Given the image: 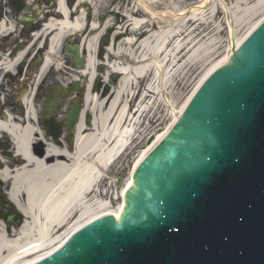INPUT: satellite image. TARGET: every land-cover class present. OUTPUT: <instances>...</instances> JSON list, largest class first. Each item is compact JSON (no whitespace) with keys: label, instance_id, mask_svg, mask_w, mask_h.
Returning a JSON list of instances; mask_svg holds the SVG:
<instances>
[{"label":"bare ground","instance_id":"1","mask_svg":"<svg viewBox=\"0 0 264 264\" xmlns=\"http://www.w3.org/2000/svg\"><path fill=\"white\" fill-rule=\"evenodd\" d=\"M67 3L65 0H57L55 9H52V6L44 7L40 15L32 19V22L44 19V23L33 37L35 45L37 43L39 50L45 52V58L33 78V84L40 83L48 71H62L64 66L60 62V52L63 41L65 38H70L71 42L75 38L79 39L80 56L84 60L83 68H67V77L62 83L85 81L80 119L74 126L73 140L69 145L62 138L54 140L41 132L37 125L38 114L32 100V90L28 92V89H25L19 97L21 101H17V106L21 111L15 113L10 110L2 113L0 110V182L9 185L8 195L5 201L1 198L0 204L7 206V210L13 206L23 216V221L18 226H9L0 218V264H36L57 252L73 234L88 224L108 216L121 220L130 186H135L134 174L138 167L155 145L163 141L180 121L187 104L203 82L218 70L220 65L232 60L244 41L264 22V0H239L236 3L235 21L241 23L243 19L252 20L250 18L254 17L252 24L241 37L234 36V29L229 25V51L206 69L196 90L184 106L179 112L172 113L170 126L161 134L153 135V143L146 145L140 152L130 176L121 188V194L116 195L119 199L122 197V201L114 207L112 197L101 198L94 190L101 180V169H105L107 164L114 160L107 169L110 171L127 150H130L133 143L139 140L140 144L146 139L145 130H140L144 113L157 112L165 107L169 108L168 111L172 110L173 104L168 98L167 83L172 79L170 76L173 71L177 74L189 65L184 60L191 52L188 45L192 44V41L187 44L174 43L184 31L180 29L182 25H179L170 31V40L167 36L161 37L155 54L144 52L147 47L145 45L149 44L153 36L139 42L134 35L147 32L146 22L133 23L127 19L128 27L119 26L117 32V35L127 38L120 42L114 40L107 48V52L112 53L115 60L112 63H102L96 57L97 42L103 32L114 29L113 26L108 22L99 25L93 19L87 25L89 32L85 34V12L82 9L90 10L89 4L93 5L95 10L101 6L95 5L93 0H77L71 9ZM34 4L37 5V2ZM139 4L152 17L155 16L147 5L142 2ZM201 4L188 12L180 13L182 24L187 19L203 22L202 18L197 19L196 16L210 5V0H203ZM13 30V23L10 26L2 22L0 37ZM19 30H15L14 34H21ZM216 44L217 42H212L210 45L213 47ZM136 45L138 49H142L140 55L133 50ZM6 53L0 54V77L14 73L29 54L20 51L7 56ZM102 67L106 72L99 77L98 70ZM111 75L117 76L118 81L115 87H110L109 92L105 89L100 95L92 89L94 78L99 77L108 85ZM26 78L24 82L29 80V77ZM144 80L150 83L132 113L128 111L129 103L134 100L136 87ZM17 85L22 87L19 82ZM1 88L0 85V90ZM161 113L163 114V110ZM86 119L89 124H86ZM2 134L9 138L10 150H7L8 145L1 141ZM108 192L109 190H106L105 196Z\"/></svg>","mask_w":264,"mask_h":264},{"label":"water","instance_id":"2","mask_svg":"<svg viewBox=\"0 0 264 264\" xmlns=\"http://www.w3.org/2000/svg\"><path fill=\"white\" fill-rule=\"evenodd\" d=\"M64 52L83 67L78 45ZM82 100L63 122L70 142ZM56 110L50 102L44 117ZM134 180L121 220L88 224L36 264H264V22L198 88ZM5 214L0 206L14 223Z\"/></svg>","mask_w":264,"mask_h":264},{"label":"rangeland","instance_id":"3","mask_svg":"<svg viewBox=\"0 0 264 264\" xmlns=\"http://www.w3.org/2000/svg\"><path fill=\"white\" fill-rule=\"evenodd\" d=\"M17 2H22L23 0H15ZM25 1V0H24ZM27 1V0H26ZM39 2L41 8L42 6H45L46 4L50 6H55L57 3V0H28L27 2ZM68 4L73 7V5L76 4L77 0H67ZM139 2H142L144 5H147L149 7V11L154 13L155 16H151L150 13L146 12L143 7L137 2L136 0H93V3L98 6L100 5L98 9H93V5L90 4L91 12L89 8H83L84 12L87 14L88 21H92L95 19L100 25L103 24V22H108L111 26H113L114 29L106 32L105 37L101 39V46H99V52L100 56L98 57L99 62H103V55L106 52L105 48H108V45L110 42L116 40L117 42H120L127 38V36H120L117 35V32L119 31V26L128 27V23L126 20H131L133 23H141L145 21V30L146 33L138 32L134 35V38L136 40H146L149 36H153L152 39L149 40V44L145 45L146 51L149 53H156L157 47L160 43V39L163 36H167L169 40L172 38L170 31L176 28L179 25H182L180 28L182 33L178 36L179 38H176L174 43H189L192 41V44L188 45V48H191L190 54L185 58L184 61L188 62V66L183 68L179 73L172 75L170 78L171 80L167 83V93L168 98L170 102L173 104L172 111L171 109L168 111L169 108H164L161 110H158L157 113H160V118L158 119H152V121H149V124H143L140 130H145V134L148 136L143 142L140 144L135 142L134 145L137 147L135 148V152H132L133 157H130L131 155L128 154V152L125 153V155L119 160L117 165L112 168L110 171L107 172L108 175V182L101 183V186H104L105 191L109 190L108 195H106L103 198H111L113 206L117 207L119 202L121 201L119 198L116 197V195H120L121 188L125 184L126 180L130 176V173L133 170V166L135 164V160L140 154V152L145 148L147 145V140L149 139V135H158L161 134L166 130L168 126H170L172 121V113L173 112H179V110L184 106L186 101L189 99V97L193 94V92L196 90L200 78L204 75V72L207 68H209L211 65L219 61L228 51L230 48V33H229V25L232 26L234 29V36L241 37L243 36L249 25L252 24L253 18H250L252 20H245L241 23L235 21V17L237 14V5L236 3L239 0H210V5L204 9L202 13H200L197 17V19L202 18L203 22L201 23V20L195 22V20H185L184 24H182L183 21L179 19L180 13L188 12L190 9L197 8L201 4L203 0H138ZM5 0L1 1L0 6L3 7ZM6 4L4 5V7ZM54 7H52L53 9ZM38 9V8H37ZM2 13L6 14V17L8 18L9 22L14 21V18H11V15L13 14L12 11L9 12L7 9L2 10ZM11 13V15H9ZM161 15H164V17H160ZM95 16V17H94ZM126 17V18H124ZM168 17L169 19H167ZM124 18V20H123ZM44 23V21L40 22V24ZM12 23H10V26ZM241 25V26H240ZM238 27H240L238 29ZM40 28V26H39ZM130 28V27H129ZM128 28V30H129ZM131 29V28H130ZM130 32V31H129ZM144 32V31H143ZM176 35V34H175ZM126 37V38H125ZM139 42L137 45H139ZM212 42H217L216 45L213 47L210 45ZM79 43V39H74L73 44ZM118 44V43H116ZM137 45L133 47V50L137 52L138 55L141 54L142 49H138ZM171 49V47H169ZM168 49V50H169ZM187 50V49H186ZM128 51V49L126 50ZM169 52V51H168ZM185 52V51H183ZM4 53V52H0ZM103 55H102V54ZM10 54L9 52L6 53L8 56ZM60 62L64 66L62 71H54L52 74H50V77L46 76V81H48V86H60L61 84H64L66 86H73L76 83H62L66 79V72L67 68L71 67L70 61L67 60L68 57L63 53L60 52ZM183 55V53L180 55V57ZM121 62H125V60H121ZM205 69V70H204ZM106 70L104 67H102V70L98 71L99 75L105 74ZM17 70L15 71V75L12 76H2L0 77V85L2 86V90L0 91V108L3 112H7L10 110H13L15 113L17 110L15 109V101H16V95H18L22 87H19L16 82L18 81L20 84L21 82L26 78L29 77V80L24 83V86H26L29 89H35V85L33 84V78L36 75L35 69H27L26 72L23 70V73L21 74L19 78L16 75ZM25 74V76H24ZM27 75V76H26ZM17 80V81H16ZM103 81V79H102ZM118 81V77H114L111 75L109 77L108 85L104 83H100V90L99 93H103L105 86L108 87H115V84ZM80 83L78 86L82 88L85 85V81H79ZM147 80H144V82H141L140 86L143 89V85ZM167 82V80H166ZM23 84V83H22ZM110 88V89H111ZM24 89V88H23ZM138 97L136 98L137 101ZM43 103V101H42ZM5 104V106H4ZM42 105V104H41ZM4 106V107H3ZM38 109V108H37ZM163 110V114L161 111ZM168 111V112H166ZM166 113L168 115H166ZM170 113V114H169ZM62 116H65V111L60 112ZM2 142L6 143L8 145V141L6 138L2 139ZM11 148L8 145L7 150H10ZM132 148V147H131ZM6 184L3 182H0V199L1 196H3V190L5 189ZM104 191V192H105ZM102 198V197H101ZM115 198V200H114Z\"/></svg>","mask_w":264,"mask_h":264},{"label":"flooded vegetation","instance_id":"4","mask_svg":"<svg viewBox=\"0 0 264 264\" xmlns=\"http://www.w3.org/2000/svg\"><path fill=\"white\" fill-rule=\"evenodd\" d=\"M31 7L29 11L26 10V5L25 3L22 2H17L15 0L12 1H7L6 6L0 7V22H7V23H13L14 24V30L20 29L19 35H15L14 32L8 35H5L0 38V52H9L11 54H15L20 51L24 52H29L28 57L25 62L22 63L18 70V78L21 76L23 73V70L25 71L26 69H37L41 65V62L43 60V51L39 50L38 45L34 44V38H32V34L36 31H38L40 28L39 26L41 25L40 22L43 21L42 19L40 22L39 21H34L32 23H29V25H26L24 27L21 26V18L24 15L30 14L31 16L35 17L36 16V11L37 8L40 9V4L37 3V5L34 4V2H31ZM43 5V4H41ZM49 5L46 4L44 7H48ZM42 8V7H41ZM4 9H7L9 12L12 11L9 15H11V18H14L15 20L12 22H9L8 18L6 17L5 13H2ZM26 48V49H25ZM25 49V50H24ZM10 54V55H11ZM71 66L73 67L74 63L70 61ZM28 79V77L26 78ZM17 81V80H16ZM23 86H24V80L22 81ZM77 85L73 86H67L65 88V91L60 95L61 100L58 102L59 103V109L58 111L51 117H44L43 111L45 109V106L49 103L50 101V94L51 91L54 89V86L49 87L48 86V81H44L40 87L36 89L35 93V98H34V103L36 105L37 109V125L40 128L41 132L46 135L47 137H52L54 140L61 139L69 144V135L66 132V129L63 125V120L65 116H62L60 112L65 111L66 112L69 108L70 101L67 96L68 90H70L72 87H76ZM24 88L27 89L26 86ZM79 88V86H78ZM98 90H100V85L97 87ZM19 95H16V101H19ZM43 101V103H42ZM42 104V105H41ZM15 109L17 112H19V106H17V103H15ZM16 112V113H17ZM74 136V130H72V140Z\"/></svg>","mask_w":264,"mask_h":264}]
</instances>
